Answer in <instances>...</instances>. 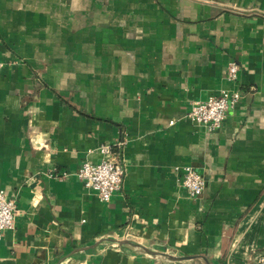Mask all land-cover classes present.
I'll return each mask as SVG.
<instances>
[{
  "label": "crops",
  "instance_id": "crops-1",
  "mask_svg": "<svg viewBox=\"0 0 264 264\" xmlns=\"http://www.w3.org/2000/svg\"><path fill=\"white\" fill-rule=\"evenodd\" d=\"M0 60V189L17 210L0 264H261L264 0H0ZM222 88L241 98L219 128L185 117ZM104 145L126 166L108 202L75 175Z\"/></svg>",
  "mask_w": 264,
  "mask_h": 264
},
{
  "label": "built area",
  "instance_id": "built-area-1",
  "mask_svg": "<svg viewBox=\"0 0 264 264\" xmlns=\"http://www.w3.org/2000/svg\"><path fill=\"white\" fill-rule=\"evenodd\" d=\"M2 66L0 60V70ZM239 70L237 62H228L225 80L228 83L237 81ZM240 98L239 90L222 88L216 95L193 102L185 117L209 131L216 130ZM173 123L174 120L169 121L170 125ZM99 151L103 155L100 161H82L75 175L84 188L95 192L100 201L108 202L113 194L121 189L126 174V166L111 156L109 146H101ZM175 170L178 172L179 183L187 193L191 197H199L205 188L203 176L190 165L176 166ZM66 176V172L55 174L58 179H63ZM16 213L15 201L9 198L3 189H0V238L6 231L14 229ZM254 256L258 262L264 264V254L256 253Z\"/></svg>",
  "mask_w": 264,
  "mask_h": 264
},
{
  "label": "water",
  "instance_id": "water-1",
  "mask_svg": "<svg viewBox=\"0 0 264 264\" xmlns=\"http://www.w3.org/2000/svg\"><path fill=\"white\" fill-rule=\"evenodd\" d=\"M119 242L121 244H123V243H130L127 240H121ZM133 245L136 246L137 248H140L144 252L151 253V254H154L156 256H160V257L165 258L166 260H169V261H180V260H188V259L193 258V256H173V255H170V254L165 253V252H152V251H150V250H148V249H146L144 247H140V246H138L136 244H133ZM204 260H205V262L207 264H209V262H208L207 259L204 258Z\"/></svg>",
  "mask_w": 264,
  "mask_h": 264
}]
</instances>
